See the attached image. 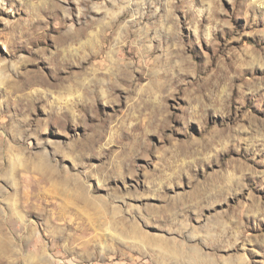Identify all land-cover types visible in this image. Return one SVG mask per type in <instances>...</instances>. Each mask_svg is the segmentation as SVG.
Masks as SVG:
<instances>
[{"label": "rangeland", "instance_id": "1", "mask_svg": "<svg viewBox=\"0 0 264 264\" xmlns=\"http://www.w3.org/2000/svg\"><path fill=\"white\" fill-rule=\"evenodd\" d=\"M0 264H264V0H0Z\"/></svg>", "mask_w": 264, "mask_h": 264}, {"label": "bare ground", "instance_id": "2", "mask_svg": "<svg viewBox=\"0 0 264 264\" xmlns=\"http://www.w3.org/2000/svg\"><path fill=\"white\" fill-rule=\"evenodd\" d=\"M81 35H84V31H83V32L74 33V34H72V33H71V34H67V35L65 36V39H64V40H65V41H69V40H71V39H79V38L81 37ZM84 36H85V35H84ZM94 42H95V41H94ZM95 43H96V42H95ZM96 46H97V45H96ZM95 50H96V48H95ZM61 52H62V51H61ZM59 53H60V52H59ZM62 53H63V52H62ZM101 53H102V52H101ZM60 54H61V53H60ZM105 54H106V53H105ZM63 55H64V54H63ZM98 55H100V54H97V52H95L94 55H92L91 57L97 59V57H99ZM61 56H62V55H61ZM106 57L108 58V55H107ZM107 58L105 59V57L103 56V58H102L101 61L98 60V62H97V63H94V64H95V65H98V66L103 65V67H104V64H108V63H110V62L107 61ZM111 64H112L117 70H119L120 67L123 66L122 64L114 63V62L111 63ZM112 65H111V66H112ZM111 66H110V67H111ZM96 67H97V66H96ZM123 67H124V66H123ZM105 68H106V67H105ZM112 68H113V67H112ZM115 68H114V69H115ZM99 69H100V68H99ZM106 69H107V68H106ZM109 69H110V68H108V70H109ZM124 69H125V68H124ZM100 70H101V69H100ZM121 71H122V70H120V72H121ZM116 72H118V71H116V70H115V71H110L111 74H110V73H109V74H110L111 76H112V75H122V76H125V74H123V73H124L123 71H122L123 73H122V72H121V73H116ZM106 74H107V73H106ZM106 74H105V75H106ZM109 74H108V75H109ZM127 74H128V72H127ZM127 74H126V75H127ZM102 75H103V74H102ZM99 76H100V75H99ZM111 76H110V77H111ZM117 77H118V76H117ZM125 77H127V76H125ZM125 77H124V78H125ZM154 77H155V76H154ZM99 78H100V77H99ZM106 79H107V77H106ZM112 79H113V77H112ZM119 79H120V78H119ZM95 81H96V79H95ZM121 81H122V80H121ZM156 81H157V80H156ZM156 81H155V82H156ZM110 82H111V81H110ZM117 83H118V82H117ZM90 84H91V83H90ZM93 84L95 85L96 83H93ZM108 84H109V83H108ZM108 84H107V85H108ZM110 84H111V83H110ZM75 85H76L77 88H80V89H83V90H86V91H89V90H90V89L87 88V87L85 88V85L83 84L82 81H76V82H75ZM75 85H74V86H75ZM111 85H112V84H111ZM86 86H87V85H86ZM89 86H90V85H89ZM102 86H103V85H102ZM104 86H105V85H104ZM108 86H109V85H108ZM116 86H117V85H116ZM91 87H92V86H91ZM97 87H98V85H97ZM114 87H115V86H114ZM155 87H156V86H155ZM159 87H160V86H159ZM95 88H96V86H95ZM106 88H107V87H106ZM112 88H113V87H112ZM96 90H97V89H96ZM104 90H105V89H104ZM94 91H95V90H94ZM98 92H99V91H98ZM105 92H107V91H105ZM105 92L102 93L103 96H105V94H104ZM95 93H96V92H95ZM102 98H103V97H102ZM139 98H141V97H139ZM143 101H144V100H143ZM144 103H145V102H144ZM150 105H151V104H150ZM229 179H230V178H229ZM232 180H233V179H232ZM214 188H215V186H214ZM225 188H226L225 186H222V187H220L218 190H215V189H214V190H215L216 194H218L220 191L223 192V189H225ZM162 248H163V247H162ZM171 250H172V249H171ZM179 250L181 251L180 248H176V247H175V249H173L172 252H173V254H176V255H177V253L179 252ZM181 252H182V251H181ZM173 257H175V256H173ZM177 257H178V256H177Z\"/></svg>", "mask_w": 264, "mask_h": 264}]
</instances>
